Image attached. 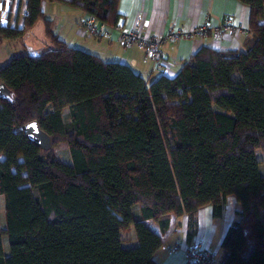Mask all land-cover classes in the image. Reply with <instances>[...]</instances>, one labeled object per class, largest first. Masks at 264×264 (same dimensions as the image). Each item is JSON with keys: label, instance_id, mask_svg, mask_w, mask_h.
I'll return each mask as SVG.
<instances>
[{"label": "trees", "instance_id": "1", "mask_svg": "<svg viewBox=\"0 0 264 264\" xmlns=\"http://www.w3.org/2000/svg\"><path fill=\"white\" fill-rule=\"evenodd\" d=\"M43 1L119 19V0H26L22 26H0V40H22L42 22L47 41L0 66L13 95L0 97V264H155L170 216H187L190 239L198 209L220 217L229 195L240 210L221 264H264V0H239L242 51L201 46L153 80L60 39ZM33 120L67 144L68 161L28 140ZM131 226L136 242L124 247Z\"/></svg>", "mask_w": 264, "mask_h": 264}, {"label": "crops", "instance_id": "2", "mask_svg": "<svg viewBox=\"0 0 264 264\" xmlns=\"http://www.w3.org/2000/svg\"><path fill=\"white\" fill-rule=\"evenodd\" d=\"M57 4V13L53 11L54 4H42V9L60 39L72 47L93 53L104 61L124 63L147 80H153L160 75L174 77L182 64L201 46L215 50L242 51L249 34V7L239 0H119L118 24L124 30L136 29L145 35H165L175 29L193 31L210 20L211 27L203 35L192 33L189 37L165 41L161 46L162 65L154 68L150 62L143 61V50L137 47L124 49L115 30L111 31L108 38L88 36L79 26V20L85 13L66 4ZM224 18H229L239 29L234 32H215L213 27L219 26ZM38 24L41 25V37L28 40L26 50L47 44L43 24ZM36 25L30 29L31 34ZM239 210L240 205L233 195L226 197L220 217L213 216L210 204L200 207L196 215V233L190 239L187 238V216H170V225L163 234L164 242L153 255L155 264H187L185 248L196 240L202 241L204 246L212 250L217 264H221L224 258L221 243L228 227L238 218ZM145 223L152 230L159 231L158 224L153 220H146ZM130 242L134 244L136 238ZM164 244H176L178 248L170 251L163 247Z\"/></svg>", "mask_w": 264, "mask_h": 264}, {"label": "built area", "instance_id": "3", "mask_svg": "<svg viewBox=\"0 0 264 264\" xmlns=\"http://www.w3.org/2000/svg\"><path fill=\"white\" fill-rule=\"evenodd\" d=\"M27 14L26 0H0V26H22L23 17ZM211 27L210 20L197 27L193 31L175 29L165 35L161 34H142L136 29L124 30L120 24L109 26L98 19L93 14H86L80 20L82 32L88 36L108 38L111 31L117 32L118 41L124 49L137 47L143 50V61L150 62L154 68L161 67V45L166 40H177L191 36L192 33L205 34ZM215 32L231 31L234 32L239 27L233 25L229 18H224L219 26L213 27ZM170 251L177 250V245L164 244ZM187 264H217L215 253L202 244V241L196 240L185 248Z\"/></svg>", "mask_w": 264, "mask_h": 264}, {"label": "rangeland", "instance_id": "4", "mask_svg": "<svg viewBox=\"0 0 264 264\" xmlns=\"http://www.w3.org/2000/svg\"><path fill=\"white\" fill-rule=\"evenodd\" d=\"M42 4H54V13L58 12L57 3L54 2H43ZM86 14L83 15V17ZM82 17V18H83ZM81 18V19H82ZM80 19V20H81ZM80 20H79V26H80ZM105 24H107L105 22ZM108 25V24H107ZM9 26V25H6ZM41 25L38 24L35 26L33 33L31 34L30 28H26L25 30V35H27L24 39L23 36L22 40H11V39H1L0 40V66L6 64L12 57L18 55L19 53H21V51L23 52H27L26 50V46H28V40H33L40 38L41 37ZM91 37H95V36H91ZM98 38H102V37H98ZM178 40V39H177ZM168 41V40H166ZM162 46V45H161ZM43 47L42 45H39L38 48ZM38 48L35 49H31L30 51L32 52L33 50L37 51ZM45 48V46H44ZM50 155H52L53 157H56L62 161H68L69 160V154H68V150H67V144L63 141H58L56 140L55 142H52V148L49 150ZM257 156H261V151L257 150L256 151ZM259 171L261 174H264V162H260L259 163ZM5 226V213H4V198L2 195H0V227H4ZM121 238L123 239L122 241V245L124 247H129L131 245H133V242L131 243L130 240L133 239L135 237L134 231L132 226L125 231H121L120 233ZM2 243H3V250L5 252V254L8 253V242H7V238L6 236H3L2 238ZM170 245H176V244H170Z\"/></svg>", "mask_w": 264, "mask_h": 264}, {"label": "water", "instance_id": "5", "mask_svg": "<svg viewBox=\"0 0 264 264\" xmlns=\"http://www.w3.org/2000/svg\"><path fill=\"white\" fill-rule=\"evenodd\" d=\"M25 35L23 39L26 37ZM31 49L27 50V53L32 54ZM32 52H36L33 50ZM0 97L7 98L8 100H12V92L5 86L4 83H0ZM31 125H35V127H31ZM22 129L25 131L28 140L34 145L38 146L40 149L47 151L52 146L51 137L44 130H42L37 123V121L33 120L25 124Z\"/></svg>", "mask_w": 264, "mask_h": 264}, {"label": "snow or ice", "instance_id": "6", "mask_svg": "<svg viewBox=\"0 0 264 264\" xmlns=\"http://www.w3.org/2000/svg\"><path fill=\"white\" fill-rule=\"evenodd\" d=\"M31 127H33V128H34V127H35V125H31Z\"/></svg>", "mask_w": 264, "mask_h": 264}]
</instances>
